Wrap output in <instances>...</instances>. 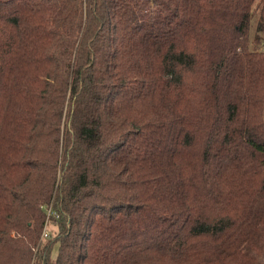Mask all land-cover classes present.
<instances>
[{"label":"trees","instance_id":"obj_1","mask_svg":"<svg viewBox=\"0 0 264 264\" xmlns=\"http://www.w3.org/2000/svg\"><path fill=\"white\" fill-rule=\"evenodd\" d=\"M255 14L260 44L264 0H0V264H264Z\"/></svg>","mask_w":264,"mask_h":264},{"label":"rangeland","instance_id":"obj_2","mask_svg":"<svg viewBox=\"0 0 264 264\" xmlns=\"http://www.w3.org/2000/svg\"><path fill=\"white\" fill-rule=\"evenodd\" d=\"M257 20H258V16L255 14L253 17V20H252V24H251L250 40L252 43L254 42V38H255V34H256ZM251 48L252 49L256 48L257 50H263L264 49V40L260 44L253 43L251 45ZM61 176H62V173L59 172V177L61 178ZM54 205H55L54 203L48 204V205H45L46 207L44 208V211L46 213V224L45 225H47V227L45 226L44 231L46 230L48 237L41 238L42 239L41 240L42 241L41 247H43L48 241L55 239L60 232L59 222L62 219V217H61L62 213L60 212L61 208H56ZM47 206H49V208H48L49 210L46 209ZM57 249H58V247L56 246L54 251H53V257L56 256Z\"/></svg>","mask_w":264,"mask_h":264},{"label":"built area","instance_id":"obj_3","mask_svg":"<svg viewBox=\"0 0 264 264\" xmlns=\"http://www.w3.org/2000/svg\"><path fill=\"white\" fill-rule=\"evenodd\" d=\"M264 50V49H263ZM46 206H43L42 208L44 209ZM49 208V206H47V208L46 209H48ZM49 210V209H48ZM46 224V223H45ZM46 227H47V225H45ZM44 229H45V227H44ZM43 237H48V234H47V232H46V230L44 231L43 230V234H42V238Z\"/></svg>","mask_w":264,"mask_h":264}]
</instances>
